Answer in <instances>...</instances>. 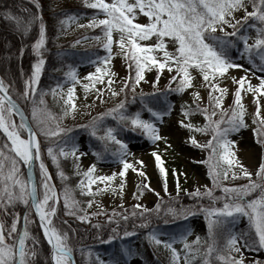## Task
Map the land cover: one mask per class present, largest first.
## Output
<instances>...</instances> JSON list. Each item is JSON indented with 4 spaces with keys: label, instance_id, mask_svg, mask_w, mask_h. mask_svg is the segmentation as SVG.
Instances as JSON below:
<instances>
[{
    "label": "snow or ice",
    "instance_id": "obj_1",
    "mask_svg": "<svg viewBox=\"0 0 264 264\" xmlns=\"http://www.w3.org/2000/svg\"><path fill=\"white\" fill-rule=\"evenodd\" d=\"M35 5L36 12L30 13L29 9L21 7L20 11L27 15H20L13 11L12 7L0 8V17L8 21L21 39L30 36L34 26H38V31L30 45L21 44L18 49L22 56L25 47L30 46L32 53L36 57L31 64V75L23 81V91L19 94L25 102L31 96L33 101L32 119L36 122L37 128H33L24 114L23 109L9 94V89L5 82L0 78V132L5 137L3 144H0V264H38L41 256V249L38 247L40 241L30 231L29 224L30 213L34 210L35 215L39 218V226L43 232V236L50 246L51 264H74L73 248L69 243V234L55 226L54 217L58 213V203L63 197L64 209L67 215H76L80 221H88L90 216L102 215V212H87L79 207L80 202L72 196L71 190L65 186L62 194L58 193L55 185L51 183L52 176L43 159V148L39 136L43 134L46 138H55L54 143L58 142L61 147L59 151H54V146H47L46 151L48 157L51 158L53 164H56L58 175L62 180H66L63 171L59 170L58 157H68L71 155L75 159L86 153L79 151V146L72 140L67 133L71 129H65L59 124L54 127L49 123L55 121V117L51 113L45 118L39 109L35 106L36 85L40 75L44 69L46 59L44 52L46 50L47 29L40 12L41 5L39 0H30ZM251 5V11L248 5ZM87 7L98 10V14H103L102 19L93 17L87 23V27H100L103 34V43L101 47L105 49L107 55L97 57L95 72L87 74V79L95 83H103L105 76L108 77L106 87L111 91L113 96L119 92H127L131 84L133 91L135 87L145 81V72L156 69V78L151 81L153 93L145 94L141 92L140 101L143 110H147L154 119H144L141 112L127 113L125 102H119L114 108L106 113H101L99 117L94 118L90 125L92 129L91 135L97 137L104 142L105 151L109 142L119 147L112 153L119 163L122 165L118 175L123 179L128 169L137 171L141 177L146 174L135 167V165L127 160L128 145L118 138L117 131L114 128H107L102 136L97 134L98 122L105 115H112L114 118L122 122L125 129L132 132L140 131L151 141L163 139L159 134L156 120H161L167 112L171 111V107L164 110H157L147 103L148 97H153L160 92L158 88L160 75L167 69L170 73L168 85L166 87L175 92H183L187 88L194 87L193 74L190 70H196L202 76L204 86L208 89L207 104L201 107L203 97L199 92H193L196 108L191 106H181L183 118L178 121L182 128H187L190 132H211L212 138L206 144H201L195 137L190 135L188 142L194 146L210 149L209 152V176L212 178L214 187H221L223 196H214L213 189L205 186L202 192L199 188L195 189L190 195L193 198L209 197L213 201L223 199L225 202L222 206L205 207L202 204H195L191 209L181 206L180 208L169 206L167 213L174 217H186L195 215L197 211L205 213V219L208 221L209 239L206 241V247L201 250L200 237L197 236L194 241L187 240V234L180 235L185 249L183 264H194L197 257H200L202 264H214L215 261L222 264H264V260L252 259L246 261L242 249L260 251L264 250V157H262L258 169L255 172L256 179H253V173L240 163L232 150V145L236 141L229 139L232 132H238L240 128L247 127L245 122V106L242 102V92H250L253 95L256 104L253 113V124L256 125L252 129L257 137V143L264 145V111L260 101L264 98V76L259 78V83L253 85L247 75L239 78L232 77V81L236 86L233 93V104L227 109L223 107L224 96L228 93L227 87H222L217 81L219 78H227L229 69L243 68L242 64L236 63L227 54V50L237 46V41L242 42L244 53L248 54V59L253 63L254 56H258L261 63L258 65L259 70L264 72V0H85ZM243 11V15L239 19L235 13ZM146 18L141 21L138 17ZM66 19H75V17H67ZM255 21L249 25V21ZM63 24L64 21H61ZM245 25H249L256 29L255 36H249L243 33ZM85 27V25H80ZM231 28L232 31H228ZM217 32L222 35H217ZM114 33L119 34V39H114ZM235 38V39H233ZM101 40L100 36L95 37ZM252 43H249V40ZM211 40L212 43L208 41ZM146 41H154L147 42ZM75 43H79L76 41ZM113 44H117L121 50V54L128 63L131 73L133 64L135 65V76L130 74L126 77L119 90L113 89L114 81L112 77L116 73L112 72L108 65L114 54ZM171 46V50L170 47ZM162 57V58H161ZM103 65V67L101 66ZM21 75L23 69L21 68ZM73 81H78L75 70L72 69L66 73ZM254 75V73H253ZM176 82V87L172 88V83ZM75 83L67 90V99L64 100V115L73 112L77 105L74 101ZM247 86V87H245ZM87 90L89 84H84ZM55 91V90H53ZM98 93H102L103 89H97ZM164 93H161L163 95ZM43 96V93H41ZM135 98V97H134ZM43 103V99H41ZM211 109V111H209ZM219 110V118L217 116ZM193 112H199L204 117V124H193L189 117ZM230 113V114H229ZM19 117L17 123L15 117ZM226 125V126H225ZM24 133L27 135L25 136ZM98 159L102 158L101 153H94ZM159 171L165 179V191H167V173L166 169L161 166V157L158 153L153 152ZM221 161L226 162L227 168H224ZM38 163L39 180L36 179L34 169ZM142 165L143 161H139ZM22 166L27 169L25 173ZM234 167L239 168V172H232V177L238 175L248 178L246 184H234L232 186L218 184V178L223 174L224 179L228 178V169ZM96 164L90 165L84 172L80 181L81 194L94 195L99 192L100 188L92 189V185L102 182L107 187L109 182L113 181L117 173L112 175L100 176L95 174ZM124 187L123 182L120 183L119 189ZM139 188H150L148 184H142ZM179 191V184H177ZM116 191L115 188L111 189ZM185 191H187L185 189ZM258 193L249 199L248 197ZM142 194V193H141ZM135 195V194H134ZM157 195H159L157 193ZM88 207L93 206V200L87 201ZM19 205H23L26 211L23 212V226H20L21 214L16 211ZM122 206V205H121ZM132 216H136L135 209H142L139 215L144 218L145 213L151 214L156 212L159 214L161 205L158 202L154 209H148L142 204L133 206ZM78 212L84 214L77 215ZM119 215L113 210V215L108 216L111 224L114 217ZM240 217H246L248 220V230L236 232L232 227ZM125 221L128 216H122ZM64 223H67L64 221ZM149 220L144 219L139 225L141 228L149 227ZM100 228L99 224L94 225ZM222 228L224 231L225 243L223 248L219 246L216 240V229ZM112 233H117V229L113 228ZM134 233L128 230L123 231V236H131ZM147 239L155 246H163L170 252V264H179L181 253L173 245L176 238L169 240L161 239L155 230L146 233ZM99 238V237H97ZM117 238V235L109 234L105 243ZM123 255H131L130 249H123ZM48 257H45L47 264ZM98 264H119L117 260L105 261L96 256Z\"/></svg>",
    "mask_w": 264,
    "mask_h": 264
},
{
    "label": "rangeland",
    "instance_id": "obj_2",
    "mask_svg": "<svg viewBox=\"0 0 264 264\" xmlns=\"http://www.w3.org/2000/svg\"><path fill=\"white\" fill-rule=\"evenodd\" d=\"M53 7L63 8L64 6L69 5H86L85 0H50ZM91 2V0H89ZM110 2V0H109ZM248 10L251 11V5L249 3ZM98 11L95 12V15L89 17H82L77 19H68L64 21V23L59 26L58 34L55 36L59 42L70 41L71 45L77 48H87L91 46H100L103 43V34L100 28V32L97 34H92V31L98 27L92 28L87 27V23L93 17H97L99 19L104 18L103 14ZM244 13L243 11H238L235 13L236 18L239 19ZM139 20L143 21L144 18L142 15L138 17ZM80 25H85V27H80ZM7 27H5L6 29ZM8 30H12L13 26H9ZM228 31H231V28H228ZM256 31L252 27H248L246 29V34L249 36H255ZM100 36L101 40H96L95 37ZM114 39H119V34L114 33ZM79 41V43H75ZM3 42V41H2ZM1 42V44H2ZM154 42V41H146ZM253 41L250 39L249 43ZM170 50H171V46ZM105 51V49H103ZM113 56L111 58V63L107 67L111 69L112 72L116 73L115 76L112 77L114 83L112 84V88L119 90L122 81L129 76L130 71L128 68V63L125 57L121 54V50L117 44H113ZM6 55V54H5ZM2 55L4 58H8V56ZM107 55L105 54L103 56ZM102 56V57H103ZM162 58V57H161ZM236 63L242 64L243 68H232L229 69L230 75L227 78H219L218 83L222 87L228 88V93L224 96L223 107L227 109L230 105L233 104V93L237 85H235L232 81V77L239 78L242 75H247L248 80L256 85L259 83V78L264 76V72H261L258 68L254 67L244 56L242 57H233L232 58ZM97 59L90 61L89 63L79 64L74 68L76 76L79 78L78 81H73L70 77L66 75V79L62 81V83L53 88L51 92L43 93V98L49 100L51 103L57 106L56 112L54 114L55 123L59 124L61 127H67V129L71 128H79L82 125H85L86 121L93 117L100 115L103 111H108V109L115 107L116 104L120 102L122 99V92H119L118 95L113 96L111 91L106 87L108 83V77L105 76L103 83H95V86H92V82L87 79V74L90 72H95L96 63H93ZM103 67V65H101ZM72 70V69H71ZM193 74V84L194 87L187 88L183 92H170V99L172 101L171 111L166 114L161 120H156L155 123L159 129V134L163 137L161 140H157L155 142L148 139L147 136L142 135L138 130L137 136H132V139L125 140L123 138L119 139L124 140L128 145L127 160L135 165L137 169L142 170L146 175L141 177L137 171H133V169H128L125 177L122 179L118 173L122 168V165L119 163L118 159L115 158H103L98 159L94 154V151L88 146V144L80 139L79 151L77 155L79 156L80 152L86 153L83 156H80L79 159H75L71 155L67 158L72 160V170L73 174L79 176L78 181L75 185L78 190V196L72 194L73 198L80 202L79 207L84 209L87 212H102V215H94L90 216L89 219H107L108 216L113 215V210L115 212L122 211L124 209H134L133 206L136 204H142L148 209L153 207L156 201L161 196H186L190 195L195 189L199 188L202 192L205 190V186L213 189L214 196L222 197L223 191L221 187H214L212 178L209 176V153L206 152L205 148H201L198 146H194L188 142V137L190 135H195L196 139L201 144H206L208 140H210V134L207 132H190L187 128H182L178 121L183 118L181 113V106L187 103H194L195 98L193 97V92H199L201 97H203V101L201 102V107L204 104H207V92L208 89L204 86L202 81V76L196 70H190ZM254 73V75H253ZM131 74L134 78L135 76V65L133 64L131 69ZM170 73L165 69L161 75L158 84V88H166L168 85ZM156 78V69L153 68L151 71L145 72V81H141L139 85L135 87V91H133L132 86L129 89L130 92L136 93H146L150 91H154L153 85L151 81ZM75 83L74 90V101L77 105L76 109L73 112H69L68 115H64V100L67 99V90L72 84ZM89 84V88L86 90L83 85ZM176 87V82L172 83V88ZM247 87V86H245ZM97 89H103L102 93H98ZM55 90V91H53ZM243 104L245 106V122L248 125L247 127L240 128L238 132H232L229 135V139L236 141V144L232 145V150L235 152L236 157L240 160L245 168H247L250 172L253 173V179H256L255 172L259 167L262 157H264V146L257 143L254 137V133L252 131L253 124L251 120L253 119V113L256 109V104L253 100V95L250 92H242ZM261 105L264 106V98L260 101ZM196 104V103H195ZM211 111V109H209ZM262 111H264V107H262ZM141 116L144 119H154L151 118L146 111L141 112ZM219 118V110L217 109V116L213 117V119ZM17 123L19 120L15 117ZM30 119V118H29ZM189 119L193 124L201 125L205 122L203 115L199 112L192 114ZM34 128H37L36 122L31 121ZM107 129V128H106ZM105 129V130H106ZM101 132L102 136L105 132ZM134 137V138H133ZM153 152H156L161 157V166L166 169L167 173V191H165V179L162 177L159 167L157 166V162L155 157L152 155ZM210 152V151H209ZM139 161H143L141 165ZM93 163L96 164L95 174L100 176L112 175L113 173H117L114 180L109 182V185L106 187L102 182H97L92 185V189L95 190L97 187L100 188L99 192H95L94 195L91 194H81L80 181L84 179L85 185L87 184L86 178H83V172ZM221 164L224 168H227V164L224 161H221ZM239 172L238 167H234L232 169H228V178L224 179L223 174L218 178V184L220 185H228L232 186L234 184H246L248 182V178L243 177L242 175H238L237 177H232V172ZM124 184L121 190L119 189L120 183ZM142 184L150 185V188L143 189L139 188ZM177 184H179V191L177 188ZM115 188L116 191H112L111 189ZM185 189L187 191H185ZM142 193V194H141ZM157 193L159 195H157ZM135 194V195H134ZM258 193L251 194L248 198L251 199L253 196ZM91 199L93 200V206L88 207L87 201ZM225 201L215 200L213 201L211 198L199 197L198 204H202L205 207L212 206H222ZM122 205V206H121ZM142 209H135V211ZM199 211L196 215L191 217V228L192 232L188 235V239L194 238L196 234L203 233L206 228V220L200 214ZM84 214L83 212H78L77 215ZM88 219V220H89ZM241 223L245 221V217H240ZM144 232L140 234V237L145 239L150 246L155 248L160 255L163 256L164 260L167 264H170V252L163 248V246H155L151 244L147 239V236ZM161 239H165L166 237L163 234L157 233ZM138 240H135V243ZM177 250L181 253V258L179 264H182V253H183V244L175 243L173 245ZM244 257L246 261L252 259H263L264 260V250L254 251L249 250L247 248L242 249ZM119 264H143L142 261L138 258H131L128 261H121Z\"/></svg>",
    "mask_w": 264,
    "mask_h": 264
},
{
    "label": "trees",
    "instance_id": "obj_3",
    "mask_svg": "<svg viewBox=\"0 0 264 264\" xmlns=\"http://www.w3.org/2000/svg\"><path fill=\"white\" fill-rule=\"evenodd\" d=\"M41 5L40 12L43 16V21L46 24L47 29V41H46V50L44 52V56L46 59V63L44 69L40 75L39 81L36 85L37 92L35 93V106L39 109V111L43 114L46 118L48 113H51L54 116L57 106L51 103L49 100L44 99L41 96L42 92L49 93L52 91L53 88L59 86L62 81L66 79L65 73L74 69L76 66L82 63H89L90 61L97 59V57H101L105 54V51L100 46H91L87 48H77L71 45L70 41L66 42H59L55 39V36L58 34L59 26L61 25V21H66L67 17H75L82 18V17H89L95 15V12L98 11L96 9H92L87 7L86 5H69L64 6L63 8H56L53 7L50 0H39ZM5 7H12L13 11L20 15H27L20 11L21 7H25L29 9L30 13L36 12L35 5L30 2V0H0V8ZM255 21L250 20L249 25L254 23ZM249 25H245L243 29V33H246V29ZM12 26L8 21L4 20L0 17V78H2L5 82V85L9 89V93L15 98L23 107L24 111L28 115L31 121L32 119V108L34 106L33 101L30 98L27 102L20 97V93L23 91V81L28 79L31 75V64L34 62L36 57L32 53L30 46L25 47V51L21 56L18 52L19 47L21 44L30 45L31 41L35 38L36 33L38 31V26H34L31 34L29 37L25 39H21V37L14 32V29L8 30L7 28ZM5 27H7L5 29ZM255 31L256 29L253 28ZM232 31V29H231ZM10 32V33H9ZM100 32V28H96L92 31V34H97ZM217 35H222L221 33L217 32ZM235 39V38H233ZM3 41V42H2ZM2 42V44H1ZM212 43L211 40L208 41ZM3 44H6L3 46ZM243 49L242 42L237 41L236 47H231L227 50V54L229 57H240L241 50ZM6 54V55H5ZM2 55L8 56V58H4ZM248 61V54L244 53L243 55ZM253 60L255 65H260L261 61L258 56H254ZM252 63V62H251ZM253 64V63H252ZM21 68L23 69V75H21ZM131 74V73H130ZM129 74V75H130ZM132 75V74H131ZM131 84L129 85L127 92H122V99L121 101L125 102V109L127 113H134L137 111H146L143 110L142 104L140 101V94L141 93H134L130 92L129 89ZM160 92L153 97H148L147 103L150 104L154 109L157 110H164L167 112V108L172 105V102L169 98L170 92L172 90L162 88L159 89ZM156 91V90H154ZM154 91L146 92L153 93ZM161 93H164L161 95ZM135 97V98H134ZM41 99H43V103H41ZM117 105V104H116ZM115 105V106H116ZM185 107L191 106L192 109L196 108L195 103H187L184 104ZM114 108V107H112ZM110 108V109H112ZM108 109V110H110ZM107 111H103L101 113H106ZM100 113V114H101ZM148 113V112H147ZM169 112H167L168 114ZM197 113V112H193ZM230 114V113H229ZM151 117V114L148 113ZM100 115L93 116L89 118L85 125H90L94 118L99 117ZM153 118V117H151ZM35 122V121H34ZM253 124V119L251 120ZM33 123V122H32ZM51 126H55V121L49 122ZM204 124V123H203ZM202 124V125H203ZM36 125V124H34ZM75 127L71 128V132L67 133L68 136L72 138V140L79 145L80 138L88 144V146L94 151V153L99 152L101 153L100 159L103 158H115L112 155L113 152L119 147L111 142H109L107 151H105L104 142L97 139V137L91 135L92 129L90 127ZM226 126V125H225ZM36 127V126H34ZM63 127V126H62ZM114 128L117 131V134L120 138L125 140L132 139V136H137L138 131L132 132L129 129H125L122 122H119L118 119L114 118L112 115H105L101 118L98 122L97 126V134L98 136L101 135L106 128ZM256 127L253 124V128ZM67 129V127H63ZM210 134V139L212 138L211 132H207ZM25 135V134H24ZM133 137V138H134ZM139 137V136H137ZM255 140L257 141V137L254 134ZM5 137L3 133L0 132V144H3ZM41 141V145L43 148V159L48 168L49 173L52 176L54 184L58 193L63 192L65 186H67L71 193L74 195H79L78 190L76 189L75 185L78 181L79 176L73 174L72 170V160L67 157L59 156L58 163H59V170L63 171L65 176L67 177L66 180H62L61 177L57 174L58 169L56 164H53L50 157L47 155L46 148L47 146H54V151L58 152L60 145L58 142L54 143L55 138H46L43 134L39 136ZM261 145L260 143H258ZM264 145H261L263 148ZM210 149H206V152L209 153ZM97 158V156H96ZM22 171H24V167L22 166ZM25 172V171H24ZM35 174L36 179L39 180V167L36 165L35 167ZM160 203L161 210L159 214L156 212H152L151 214L145 213V217L142 218L139 213L142 210L136 211L137 215L132 216L131 213L134 209H124L122 211H118L117 209L116 217H114L113 222L110 224L107 219H89L88 221H80L77 219L76 215H67L64 209L63 197L61 195V199L57 205L58 213L56 217H54L55 226L60 228L63 231L68 232L69 234V243L73 248V258L75 264H98L96 260V256L105 261L109 260H117L127 261L132 257H139L143 264H167L164 260L163 256L157 252L155 248L149 245V243L140 237V234L144 232H149L155 230L156 233H162L166 236V240H169L173 237L176 238V243H183L180 240L181 234H186L185 230L189 233L192 232V228L190 225L191 216L186 217H174L172 214L167 213L166 209L169 206L180 208L181 206L185 208L191 209L193 205L198 204V198H193L191 195L186 196H161L156 203L150 209H154L157 203ZM16 211L20 212L21 214V222L20 226H23V212L26 211L23 205H19ZM199 211L196 212V214ZM201 215L205 218V213L200 211ZM195 214V215H196ZM122 216H128V219L125 221L122 219ZM149 220V227L148 228H141L139 225L143 223L144 219ZM30 220L31 223L29 224V229L37 237L40 241L38 247L41 249V256L38 259V264H46L45 257H48L47 264L49 262V247L46 243L45 239L42 236L40 228L37 225V222L34 218L33 213H30ZM206 220V219H205ZM66 221L67 223H64ZM99 224L101 227L96 228L94 225ZM232 229L236 232L246 231L248 230V220L245 217V221L241 223L240 218L237 219ZM116 228L117 233H112V229ZM128 230L129 232L134 233L131 236H123V231ZM145 233V234H146ZM113 234L117 235V238L109 241L107 243L103 241H107L108 235ZM189 242L194 241L197 236L200 237V248L203 249L206 247V241L209 239V229H208V221L206 220V228L203 233L196 234L194 238L188 239ZM225 234L222 228L216 229V240L217 243L221 248H223L225 243ZM99 237V238H97ZM135 240H138L135 243ZM123 249H130L131 255L124 256ZM185 249L183 247L182 259L184 257ZM214 264H222V262L215 261V257L213 256ZM263 260V259H260ZM183 264V262H182ZM194 264H202L200 257H197V260L194 261Z\"/></svg>",
    "mask_w": 264,
    "mask_h": 264
},
{
    "label": "water",
    "instance_id": "obj_4",
    "mask_svg": "<svg viewBox=\"0 0 264 264\" xmlns=\"http://www.w3.org/2000/svg\"><path fill=\"white\" fill-rule=\"evenodd\" d=\"M10 94V93H9ZM14 99V98H13ZM16 100V99H15ZM17 103L19 104V102L17 101ZM20 105V104H19ZM20 107L22 108V106L20 105ZM23 109V108H22ZM23 111H24V109H23ZM24 114H25V116L27 117V120H28V122H29V124L32 126V124H31V122H30V120H29V118H28V116H27V114L25 113V111H24ZM18 117V116H17ZM18 119H19V117H18ZM33 127V126H32ZM26 134V133H25ZM27 135V134H26ZM27 172V169L25 168V173ZM34 174H35V171H34ZM36 177V176H35ZM51 183L53 184V182H52V180H51ZM54 185V184H53ZM33 212V214H34V217H35V219H36V221H37V224H38V226H39V218L35 215V212H34V210L32 211ZM39 228H40V226H39ZM40 230H41V228H40ZM41 232H42V230H41ZM42 235H43V232H42ZM49 246V245H48ZM49 261H50V264H51V260H50V246H49ZM75 264V263H74Z\"/></svg>",
    "mask_w": 264,
    "mask_h": 264
},
{
    "label": "bare ground",
    "instance_id": "obj_5",
    "mask_svg": "<svg viewBox=\"0 0 264 264\" xmlns=\"http://www.w3.org/2000/svg\"><path fill=\"white\" fill-rule=\"evenodd\" d=\"M10 33V32H9ZM6 44H3V46H5ZM35 218V217H34ZM36 220V219H35ZM37 222V221H36ZM38 225V224H37ZM39 227V226H38Z\"/></svg>",
    "mask_w": 264,
    "mask_h": 264
}]
</instances>
